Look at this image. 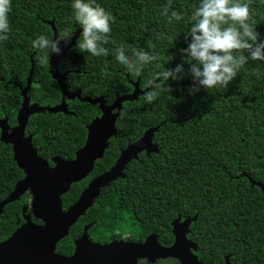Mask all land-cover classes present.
I'll return each mask as SVG.
<instances>
[{"label": "trees", "instance_id": "1", "mask_svg": "<svg viewBox=\"0 0 264 264\" xmlns=\"http://www.w3.org/2000/svg\"><path fill=\"white\" fill-rule=\"evenodd\" d=\"M96 3L115 17L110 42L104 45L109 49L107 56L94 57L75 46L81 30L73 31L72 0H11L8 38L0 41V117L7 116L11 125L16 124L22 102L20 87L26 85L31 59L34 66L27 94L31 103L43 107L62 100L60 85L51 73L56 63L68 90H79L82 96L92 98L104 96L107 104L117 95L131 93L136 81L145 90L154 72L182 64L184 74L178 81H166L173 91L162 92L152 103L145 102L144 94L122 103L117 135L109 139L91 174L71 184L62 195L63 207L77 199L91 176L113 164L120 149L150 127H158L153 136L158 152L148 156L141 152L131 160L124 177L101 190L56 251L71 254L73 240L86 223H92L89 234L94 240L107 241L125 232H136V239H143L155 232L158 240L168 245L172 240L170 222L177 216L198 213L191 228L197 231L199 222H208L204 235L210 239L207 245L216 251L207 257H219L211 264H222L221 257L228 253L247 264H264V195L248 180L264 183V61H248L227 88H201L189 94L194 84L179 50L187 47L185 34L199 0ZM169 3L170 11L182 14L180 21L169 24L161 14ZM250 12L256 21L255 30L264 39V0H251ZM52 26L58 35L72 33L70 42L75 44L58 59L50 60L49 67L41 62L46 52L33 48L32 42L40 35L54 38ZM120 44L128 47V54L131 48H143L154 52L157 59L145 65L141 76L134 77L115 58L114 50ZM66 105L71 113H33L25 128L38 154L50 164L54 155L73 158L85 142L87 125L100 115L97 104L77 98L67 99ZM21 177L23 172L13 160L11 145L0 141V200ZM23 204L24 196L4 206L0 240L22 221Z\"/></svg>", "mask_w": 264, "mask_h": 264}, {"label": "water", "instance_id": "2", "mask_svg": "<svg viewBox=\"0 0 264 264\" xmlns=\"http://www.w3.org/2000/svg\"><path fill=\"white\" fill-rule=\"evenodd\" d=\"M54 38L59 36L52 26ZM61 43L60 55H51L50 60L65 54L70 45ZM33 60L27 77L26 85L20 87L23 97L18 109L17 125L10 131L6 119H0V141L10 144L13 160L18 168L24 172V177L14 186L12 192L0 202V212L3 205L17 200L26 190L31 194V212L24 214L25 223L18 227L8 238L0 241V264H136L140 257H177L180 264H201L196 255L191 251L194 245L185 238L190 219L172 222L174 243L171 246H162L154 234H150L145 241L134 242L112 240L108 243L93 241L88 237L87 226L83 234L75 241L72 255L60 254L56 251L57 243L66 237L70 227L77 219L84 215L86 210L93 206L95 199L100 195L102 188L108 186L118 177H123L126 165L138 157L142 151L147 155L158 152L153 136L158 127H150L134 142L128 143L120 151L115 163L103 173L94 176L88 185L81 191L77 200L63 208L61 196L65 194L72 183L85 178L94 167L96 160L101 159L104 150L109 145V139L117 135L116 121L125 101H134L144 91L139 87L138 81L133 83L131 93L117 95L111 104H107L104 96H82L79 90L70 91L63 81L64 74H59L57 63L52 71L60 85L62 100L53 106H39L30 103L27 92L31 86ZM79 99L83 102L97 104L100 115L91 120L87 125V135L84 145L78 148L72 159L61 156L52 158L53 166L40 156L32 144V135L25 134L29 117L33 113L44 110L50 113L69 112L65 99ZM264 193V184L254 182ZM31 216L43 221L35 223Z\"/></svg>", "mask_w": 264, "mask_h": 264}, {"label": "clouds", "instance_id": "3", "mask_svg": "<svg viewBox=\"0 0 264 264\" xmlns=\"http://www.w3.org/2000/svg\"><path fill=\"white\" fill-rule=\"evenodd\" d=\"M250 4L251 0H199L198 5L193 6L190 27L185 34L187 47L179 50L189 65L188 73L194 84L189 94L201 88H227L248 61H264V39L255 30L256 21L252 18ZM11 7V0H0V41L8 38ZM71 8L73 31L81 30L75 46L94 57L109 55V49L104 45L110 42L115 17L96 0H72ZM161 14L169 24L183 18L177 11H170V3ZM71 37L72 33L68 31L55 38L40 35L33 40L32 47L46 52L41 62L51 67V55H60L61 43L67 45ZM128 51L126 45L120 44L114 50L115 58L134 77L141 76L145 65L157 59L154 52L143 48H131L130 54ZM183 74L182 64L154 72L145 83V102L152 103L162 92L171 93L172 87L165 82L169 79L178 81ZM139 264L148 262L140 260ZM156 264H179V261L161 258Z\"/></svg>", "mask_w": 264, "mask_h": 264}, {"label": "flooded vegetation", "instance_id": "4", "mask_svg": "<svg viewBox=\"0 0 264 264\" xmlns=\"http://www.w3.org/2000/svg\"><path fill=\"white\" fill-rule=\"evenodd\" d=\"M22 100H23V97H22ZM66 100L67 99H65V102H66ZM61 102V101H60ZM22 103V102H21ZM31 103V102H30ZM21 106V105H20ZM17 112H18V110H17ZM16 115H17V113H16ZM0 119L2 120V119H6V122H7V125H8V130L10 131L14 126H16L17 125V120H16V124L15 125H11L10 123H9V121H8V117L7 116H2V117H0ZM0 133H1V129H0ZM2 142V141H1ZM6 144V143H5ZM84 145V144H83ZM82 145V146H83ZM109 146V145H108ZM127 146V145H126ZM125 146V147H126ZM125 147H123L122 149H124ZM108 148V147H107ZM106 148V149H107ZM11 149H12V147H11ZM105 149V150H106ZM122 149H120V151L122 150ZM105 150H104V152H105ZM120 151H119V153H118V156H119V154H120ZM38 152V151H37ZM76 152V151H75ZM142 152H145V154L147 155V153H146V151H142ZM141 153V152H140ZM139 153V154H140ZM13 154V153H12ZM139 154H138V157H139ZM104 155V154H103ZM149 155V154H148ZM147 155V156H148ZM41 156V155H40ZM54 156H59V155H54ZM53 156V157H54ZM75 156V155H74ZM117 156V157H118ZM53 157H51V159H50V161L52 160V158ZM117 157H116V159H117ZM137 157V158H138ZM44 158V157H43ZM74 158V157H73ZM136 158V159H137ZM46 159V158H45ZM65 159H72V158H65ZM116 159H115V161H116ZM47 160V159H46ZM133 160V159H132ZM48 161V160H47ZM115 161L113 162V164L115 163ZM52 162V161H51ZM96 162V161H95ZM48 164L50 165V166H53L54 164H53V162H52V164H50L49 163V161H48ZM112 164V165H113ZM17 165V164H16ZM94 165H95V163H94ZM111 165V166H112ZM110 166V167H111ZM127 166V165H126ZM18 167V166H17ZM110 167H108L106 170H108ZM126 168V167H125ZM93 169H94V167H93ZM106 170H104V171H106ZM125 170V169H124ZM124 170H123V174H124ZM93 171V170H92ZM91 171V172H92ZM103 171V172H104ZM23 172V171H22ZM91 172L85 177V178H87L90 174H91ZM103 172H101V173H103ZM101 173H99V174H101ZM99 174H95V175H93V176H91L90 178H89V180L87 181V183H86V185L82 188V190L88 185V183H89V181L94 177V176H96V175H99ZM23 177H24V172H23ZM23 177H21L20 179H22ZM124 177V176H123ZM123 177H118L117 179H119V178H123ZM85 178H83V179H85ZM231 178V177H230ZM20 179H18L17 181H16V183L20 180ZM83 179H81V180H83ZM116 179V180H117ZM80 180V181H81ZM116 180H114V181H116ZM248 180H249V182H250V185L251 186H257L260 190H261V192H262V194L264 195V193H263V191H262V189L257 185V184H254V182H260V181H258V180H254V179H252V178H250V177H248ZM113 181V182H114ZM79 182V181H78ZM113 182H111L108 186H110ZM16 183L14 184V186L16 185ZM75 183H77V182H75ZM261 184H264V183H262V182H260ZM73 184V183H72ZM14 186L12 187V189L7 193V195L5 196V197H3L1 200H0V202L1 201H3L11 192H12V190H13V188H14ZM71 186V185H70ZM108 186H106V187H108ZM105 188V187H104ZM103 189V188H102ZM81 190V191H82ZM81 193V192H80ZM79 193V194H80ZM24 196V204L22 205V221L16 226V228L12 231V233L18 228V227H20L23 223H25V220H24V214L25 213H29V212H31V207H30V203H31V199H32V197H31V194H30V192H29V190H26L22 195H20V197L17 199V200H14V201H19L22 197ZM79 196V195H78ZM61 198H62V196H61ZM78 198V197H77ZM77 200V199H76ZM75 200V201H76ZM96 200V199H95ZM14 201H12V202H14ZM74 201V202H75ZM73 202V203H74ZM9 203H11V202H9ZM8 204V203H7ZM7 204H5V205H7ZM5 205H3L2 206V208H1V212H0V214L3 212V208H4V206ZM64 208V207H63ZM66 209V208H65ZM29 210V211H28ZM88 210V209H87ZM86 210V211H87ZM86 213V212H85ZM198 213H196L195 215H193V216H186V217H184V218H181L180 216H177V217H175L171 222H170V228H169V232H170V234L172 235V240H171V243L170 244H168V245H164V244H162L159 240H158V236H157V233H155V232H149V233H147L145 236H144V238L143 239H136V237L138 236V234L136 233V232H125V233H123L120 237H110V239L109 240H107V241H100V240H94L91 236H90V234H89V230H90V228H91V226H92V223H86V224H84L83 226H82V231H81V233L73 240V245H74V247H73V251L71 252V254H69V255H72L73 254V252H74V249H75V241L83 234V230H84V227H88L87 228V234H88V237L91 239V240H93V241H98V242H100V243H108V242H110V241H112V240H124V241H134V242H144L145 241V239L150 235V234H154L155 236H156V239H157V241L159 242V244L160 245H162V246H171L173 243H174V233H173V226H172V222L175 220V219H178L179 220V222H183L184 220H186V219H190V222L188 223V226H187V230H186V232H185V238L187 239V240H189L193 245H194V248L193 247H191V251L196 255V259H197V261L198 262H200L201 264H211V263H214L215 262V260L216 259H218L219 257H207V255H209V254H212V253H214L216 250H214V249H212V246H209V245H207V242H210V239H208L207 238V236L206 235H204L205 234V228H208L209 229V226H208V222H199V224H198V229H197V231H193L192 230V228H191V226L193 225V223L196 221V219H197V215ZM83 215H81L78 219H77V221L74 223V224H76L80 219H81V217H82ZM215 216H219V213H217ZM214 216V217H215ZM213 217V218H214ZM31 220L33 221V222H35V223H38V224H42L43 223V221L42 220H40V219H36L35 217H33V216H31ZM73 224V225H74ZM72 225V226H73ZM71 226V227H72ZM70 227V228H71ZM214 232H213V234L215 233V231H216V229H217V223H214ZM69 231H70V229H69ZM11 233V234H12ZM210 233V232H209ZM10 234V235H11ZM69 234V233H68ZM9 235V236H10ZM215 235V234H214ZM8 236V237H9ZM7 237V238H8ZM65 238V237H64ZM6 239V238H5ZM4 239V240H5ZM0 241H3V240H0ZM61 241V240H60ZM59 241V242H60ZM58 242V243H59ZM57 243V244H58ZM56 247H57V245H56ZM59 253V252H58ZM60 254H62V253H60ZM65 255V254H64ZM161 258H163V259H168V260H178L179 261V264H180V259L179 258H177V257H154L153 259H150V257H140V258H138L137 259V262H136V264H139V261L140 260H146L147 262H148V264H156V262L158 261V259H161ZM221 259H222V264H232V263H236V264H247V263H245V262H243V261H241V257H231V255H230V253H228V254H226V255H224V257H221ZM255 259H257V257H255ZM238 260H240V261H238ZM238 261V262H237ZM249 264V263H248Z\"/></svg>", "mask_w": 264, "mask_h": 264}]
</instances>
